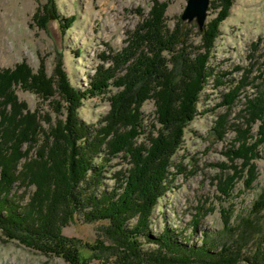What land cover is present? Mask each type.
I'll return each instance as SVG.
<instances>
[{
  "label": "rangeland",
  "instance_id": "1",
  "mask_svg": "<svg viewBox=\"0 0 264 264\" xmlns=\"http://www.w3.org/2000/svg\"><path fill=\"white\" fill-rule=\"evenodd\" d=\"M156 1L166 2L164 14L171 29L178 21L182 22L188 36L184 40L186 45L180 47L189 51H197V47L203 45L202 33L219 15V4L225 3L226 7L221 10L224 17L216 27L207 61L216 73L202 89L197 113L187 122L181 146L171 158V174L164 195L152 210L150 233L157 237L168 229L179 241L197 246L208 240L209 248L217 259L220 258L214 257L212 263L198 260L171 264H254L245 257L248 255L251 259L256 255L254 251L259 240L264 246V208H254L258 201L264 205V142L258 146L256 155L250 157L247 166L244 158L235 157L231 151L236 136L233 125L247 126L242 110L245 95L254 93L256 87L264 84V0H211L203 30L196 19H182L188 0H0V69H15L20 65L19 75L26 80L22 82L19 78L13 83L14 94L17 101L24 104V113L28 112L39 125L32 133V141L20 146L22 156L14 160L13 170L19 180L13 184L11 193L23 205L33 197L40 202L38 208L36 203L32 206L35 221L43 216L41 212L52 211L53 201L47 200L61 193L48 191L44 184L39 186L31 177L30 168L35 169L31 163L37 159L36 155H44L47 159L53 141L51 131L67 117L59 68L61 66L79 89L89 86L91 76L101 65L110 68L116 61V76L123 75L124 68L132 66L148 48L135 51L133 59L125 64L121 57L116 60V55L131 47L134 30L145 21ZM57 17L63 21L69 19L70 26L62 30ZM177 55L178 52H171L166 58L170 60L168 64L181 69ZM245 69L254 78L256 87L243 89L227 108L225 94L230 81L240 79ZM28 74L33 76L27 77ZM217 75L224 84L217 83ZM113 81L111 79L112 85L104 92L82 99L76 114L81 122L98 126L110 111V97L119 90ZM140 110L146 129L156 131L160 123L155 100L147 98ZM223 115L227 128L220 136L215 128ZM258 128L259 123L254 125L252 132L257 133ZM2 133L0 129V154L10 145L5 143ZM144 138L145 135H141L139 139L143 141ZM104 147L101 145L102 149ZM102 156L109 158L101 150L94 163H104ZM130 162L122 152L111 158L105 165L103 188L110 191L115 184L114 173L130 168ZM2 170L3 165H0V183ZM249 172L254 177L250 184L247 181ZM57 182L61 184L60 179ZM221 188L228 194H223ZM45 203L50 204V208ZM248 216L250 222L246 220ZM126 221L134 224L137 218ZM107 223L106 220L89 222L81 214H75L62 227L64 236L77 240L78 245L72 250L78 252L85 264H120L117 255L122 254L117 253L122 244L112 241V236L109 238ZM141 241L145 250L156 247L145 238ZM49 242L52 243L50 239L10 236L0 227V264H73L68 259L70 252L65 253L67 257ZM224 246L230 252H225ZM229 253L233 257L225 262L223 258ZM237 255L242 256L240 260L236 259Z\"/></svg>",
  "mask_w": 264,
  "mask_h": 264
},
{
  "label": "trees",
  "instance_id": "2",
  "mask_svg": "<svg viewBox=\"0 0 264 264\" xmlns=\"http://www.w3.org/2000/svg\"><path fill=\"white\" fill-rule=\"evenodd\" d=\"M219 5L221 10L226 7L222 2ZM165 8L166 2L156 1L145 21L134 30L131 47L128 46L123 52L117 53L116 60L121 57L122 64H125L133 59L135 51H141L145 46L148 48L132 66L129 64L124 68L126 71L123 75L116 76V61L110 68L101 65L91 76L89 86L79 89L72 84L60 66L59 76L60 80H63L60 86L63 99L67 102V117L51 131L53 141L47 159L43 158L44 155H36L37 159L31 163L35 169L32 171L30 168V175L39 186L44 184L48 191H58L61 194L47 200L53 201L52 211L41 212L43 216L37 221L33 217L32 206L36 203L35 206L39 207L40 202H36L33 197L25 205L20 204L11 190L13 184L19 180L13 165L14 160L22 156L20 146L24 142L32 141V133L38 130L39 125L28 112L24 113V104L19 103L14 94L13 83L19 78L22 82L26 80L19 75L20 65L15 69H0V129H3L2 137L5 143L10 144L9 149L0 154V165H3L0 183V227L6 234L29 239H50L52 243H49L58 247L59 250L56 251L59 253L66 255L70 252L71 256H66L73 264H85L78 252L76 254L72 250L78 245L77 240L62 233V227L68 220L75 214H81L89 222L108 221L106 233L109 238L112 236V241L116 243L115 240H118L122 244L120 253H117L122 254L117 255L120 264L215 261V252L209 248L208 240L197 246L179 241L168 229L157 237L150 233L152 210L158 199L164 195L168 176L171 174V158L181 146L187 122L197 113L196 106L202 89L216 73L207 61L214 44L216 27L224 17L220 10L214 23H209L202 33L203 45L197 47V51H189L186 47H180L182 44L186 45L184 40L188 32L183 30L184 26L180 21L173 29L168 26ZM69 22V19H58L62 30L70 26ZM140 43L141 48L138 49ZM201 48L204 50L200 51ZM171 52H178L176 58H180L181 69L174 64H168L170 60H167L166 55ZM245 72L240 79L230 81L229 90L225 94L227 108L233 105L243 89L256 87L249 71L245 69ZM32 76L28 74L27 77ZM111 79H114V85L119 90L110 97V111L98 126L81 122L76 114L82 99L104 92L112 85ZM217 83L224 84V81L219 77ZM260 86L262 87L254 89V93L245 95L242 110L247 126L244 128L241 125H233L236 136L233 145L235 147L231 152L235 157L244 158L245 166L248 165L250 157L256 155L258 146L264 142V84ZM147 98H153L157 103L160 127H157L156 131L146 129L140 110ZM257 123L259 128L257 133H254L252 129ZM226 128V117L223 115L215 129L221 136ZM141 135H145L143 141L139 139ZM16 140L19 142L18 146ZM101 145L105 147L102 149ZM101 150L108 154L109 158L102 156L104 163L96 164L94 160ZM121 152L126 158L129 157L131 167L114 173L115 184L109 191L102 185L105 165ZM248 178L250 184L254 180L251 172ZM58 179L61 184L57 182ZM221 189L223 194H228L225 188ZM45 205L48 206L46 203ZM254 208L262 210L264 205L261 206L258 201ZM251 214L254 215V211ZM131 217H136L137 221L129 225L126 220ZM246 220L250 222L251 217L248 216ZM252 226L255 227L254 224ZM249 235L252 236L251 233ZM141 238L155 243L156 247L143 249ZM258 243L254 251L256 255L251 259L246 255L245 259L254 264H264V246L261 240ZM223 250L228 251L226 246ZM232 257L229 253L223 260L227 262ZM241 257L237 255L236 259L240 260Z\"/></svg>",
  "mask_w": 264,
  "mask_h": 264
},
{
  "label": "water",
  "instance_id": "3",
  "mask_svg": "<svg viewBox=\"0 0 264 264\" xmlns=\"http://www.w3.org/2000/svg\"><path fill=\"white\" fill-rule=\"evenodd\" d=\"M211 0H188L187 6L182 14L183 20L196 19L200 30H203L207 18V12Z\"/></svg>",
  "mask_w": 264,
  "mask_h": 264
}]
</instances>
